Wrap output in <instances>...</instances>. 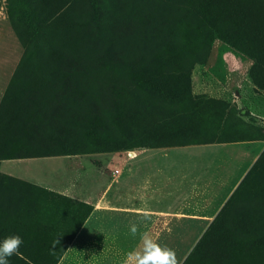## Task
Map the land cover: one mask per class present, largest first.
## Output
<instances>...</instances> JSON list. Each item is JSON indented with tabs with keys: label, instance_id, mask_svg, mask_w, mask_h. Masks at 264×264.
<instances>
[{
	"label": "rangeland",
	"instance_id": "1",
	"mask_svg": "<svg viewBox=\"0 0 264 264\" xmlns=\"http://www.w3.org/2000/svg\"><path fill=\"white\" fill-rule=\"evenodd\" d=\"M10 88L66 116L57 155L0 162L9 264H57L80 227L57 219L89 217L135 223L126 252L146 232L178 264H264V0H0V104Z\"/></svg>",
	"mask_w": 264,
	"mask_h": 264
},
{
	"label": "trees",
	"instance_id": "2",
	"mask_svg": "<svg viewBox=\"0 0 264 264\" xmlns=\"http://www.w3.org/2000/svg\"><path fill=\"white\" fill-rule=\"evenodd\" d=\"M61 13L57 12V17ZM43 69L44 73L50 72L53 76L51 82L56 84L50 90L56 91L55 70L51 66ZM12 93L14 91L10 88L9 95H5L0 104V162L13 158L57 155V130L63 129L61 122L66 116L62 95L52 98L46 95V101L44 94ZM37 135L48 138L47 142L31 143V138H37Z\"/></svg>",
	"mask_w": 264,
	"mask_h": 264
},
{
	"label": "crops",
	"instance_id": "3",
	"mask_svg": "<svg viewBox=\"0 0 264 264\" xmlns=\"http://www.w3.org/2000/svg\"><path fill=\"white\" fill-rule=\"evenodd\" d=\"M239 56L242 58L241 55ZM242 61L251 60L247 57H244ZM38 159L40 158H19L12 161L18 163L23 162V164H27L29 161ZM67 159L68 162H72V164L76 163L75 159ZM4 162H6V160ZM28 167H30L31 169L30 172H32V176L24 173H22L24 175H20L25 180H28L32 183L38 184L41 187L55 192L73 193L77 190L76 187H71V185H62V176L59 173L57 174V171H53L51 175L44 173L49 176L50 180L48 182L51 183L50 186L46 187L42 183H44L43 181L47 180L41 179L40 177L36 176L39 172L42 173L45 171H42V169L39 167ZM97 208L96 210H100V208L104 209V207ZM119 221L120 220H118V222ZM110 222L111 221L109 220H94L92 219V217L86 218V220L81 223H77L75 221H62L61 219H57V225L65 224L72 226L80 224V227L74 230V232L69 235V238L66 239L69 241L67 242L69 244H67V246L65 247V251L62 252L59 256L57 264H110L111 259L125 258L127 253L140 248L141 243H139V245L133 246L132 244L131 246L128 244V246H130V251L126 252L127 245L123 244V242L125 241L127 243L129 238H133L130 235V230L126 228L110 230L107 227H109L111 224L120 225V223L115 224ZM95 227H98V229L95 230Z\"/></svg>",
	"mask_w": 264,
	"mask_h": 264
},
{
	"label": "clouds",
	"instance_id": "4",
	"mask_svg": "<svg viewBox=\"0 0 264 264\" xmlns=\"http://www.w3.org/2000/svg\"><path fill=\"white\" fill-rule=\"evenodd\" d=\"M138 233V227L135 223L130 226V235L135 238ZM141 247L130 251L126 255L124 264H178L177 256L174 250L162 246L148 233L141 237ZM24 243L19 235H12L0 240V264H9V258L20 254V248ZM57 239L53 248L59 244Z\"/></svg>",
	"mask_w": 264,
	"mask_h": 264
},
{
	"label": "built area",
	"instance_id": "5",
	"mask_svg": "<svg viewBox=\"0 0 264 264\" xmlns=\"http://www.w3.org/2000/svg\"><path fill=\"white\" fill-rule=\"evenodd\" d=\"M128 154H129V152H128ZM130 156H131V153L129 154ZM132 157V156H131ZM120 173H121V169L119 168V167H116L114 170H113V175L115 176V177H118L119 175H120Z\"/></svg>",
	"mask_w": 264,
	"mask_h": 264
}]
</instances>
